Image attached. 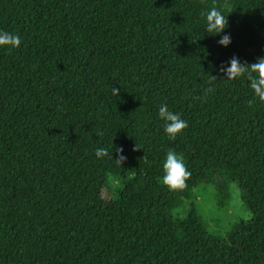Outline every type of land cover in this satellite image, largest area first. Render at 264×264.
Returning <instances> with one entry per match:
<instances>
[{"label": "trees", "instance_id": "obj_1", "mask_svg": "<svg viewBox=\"0 0 264 264\" xmlns=\"http://www.w3.org/2000/svg\"><path fill=\"white\" fill-rule=\"evenodd\" d=\"M212 6L227 47L205 31ZM0 29L21 38L0 47V264H264V100L218 71L264 56V0H0ZM161 103L187 121L175 140ZM169 149L182 189L159 181ZM201 182L220 207L236 184L251 219L208 232Z\"/></svg>", "mask_w": 264, "mask_h": 264}, {"label": "clouds", "instance_id": "obj_2", "mask_svg": "<svg viewBox=\"0 0 264 264\" xmlns=\"http://www.w3.org/2000/svg\"><path fill=\"white\" fill-rule=\"evenodd\" d=\"M204 19L205 31L210 35H218L217 44L221 47H227L231 43V36L225 32L227 26L226 16L215 6L210 7L205 12L201 13ZM21 45V38L18 34L11 31L0 29V47L7 46L10 49L18 48ZM223 74L224 78L229 80L238 78L242 75L246 76L248 86L252 90L255 97L264 100V56L258 57L253 63L241 62L238 57L233 55L227 62H221L218 69ZM214 77V76H213ZM119 88L112 87V93L118 95ZM157 115L163 121L162 131L168 140H175L178 134L187 127V121L181 118V114L169 110L167 104L161 103L157 110ZM96 135H103L102 132H97ZM135 148H137L135 146ZM138 149V148H137ZM94 156L97 159H102L108 156V150L104 147H96ZM116 158H111L120 164L125 159L121 155V149L116 148ZM162 175L159 181L169 190L182 189L185 186L186 179L190 176L187 170L183 157L172 149H169L164 154L162 166Z\"/></svg>", "mask_w": 264, "mask_h": 264}, {"label": "rangeland", "instance_id": "obj_3", "mask_svg": "<svg viewBox=\"0 0 264 264\" xmlns=\"http://www.w3.org/2000/svg\"><path fill=\"white\" fill-rule=\"evenodd\" d=\"M120 186L119 180L109 177L102 189L105 200H111L115 190ZM195 204L199 215L203 218L208 232L219 238H225L231 224L239 220L251 219V212L242 201V193L236 184L231 183L222 198L224 207L219 206V199L216 196V189L213 184L201 182L193 189ZM185 205L184 201L179 206ZM184 207L174 209V215L183 216Z\"/></svg>", "mask_w": 264, "mask_h": 264}]
</instances>
